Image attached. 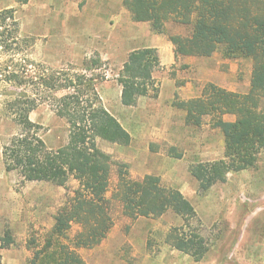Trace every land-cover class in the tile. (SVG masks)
<instances>
[{"label":"rangeland","instance_id":"1","mask_svg":"<svg viewBox=\"0 0 264 264\" xmlns=\"http://www.w3.org/2000/svg\"><path fill=\"white\" fill-rule=\"evenodd\" d=\"M6 9L14 10L17 26L7 21V42L13 49L3 42L0 48V264H31L36 250L49 240H54L51 250L74 254L81 264H264V150L255 166L232 171L227 181L202 189L191 168L224 158L226 137L215 122L219 117L235 121L237 113L214 110L195 124L187 122L188 110L181 106L211 99L214 87L236 95L249 93L252 57L228 58L222 47L211 55L183 54L173 37L187 46L192 24L169 20L157 32L150 22L135 19L126 0H0V13ZM147 46L156 47L161 59L154 73L155 90L126 106L118 74L132 50ZM166 46L173 49L175 60L162 53ZM92 58L102 60L94 69L104 77L97 84L102 103L131 133L132 141L121 145L96 139L110 155L103 202L104 216L112 224L99 243L89 245L78 243L80 233L89 228L78 222L64 237L52 233L58 213L80 189L79 180L72 177L66 186L23 182L17 171L6 170L3 149L22 131L7 110L14 93L22 91L17 81L7 80L11 71L81 70ZM55 104L56 97L49 94L30 113L52 149L65 145L70 133ZM259 106L264 109V97ZM147 174L179 189L194 204L198 216L190 224L209 246L203 259L195 260L168 241L174 228L185 225L173 210L159 217L128 213L123 199L127 183ZM7 231L15 243L3 247Z\"/></svg>","mask_w":264,"mask_h":264},{"label":"trees","instance_id":"2","mask_svg":"<svg viewBox=\"0 0 264 264\" xmlns=\"http://www.w3.org/2000/svg\"><path fill=\"white\" fill-rule=\"evenodd\" d=\"M126 5L137 21L150 22L157 32H162L169 20L192 24L187 46L181 44L180 37H173L183 54L211 55L222 47L228 58L254 59L249 93L236 95L214 87L212 100L183 102L181 106L188 110L187 122L195 124H200L202 116L214 110H220L221 114L237 113L235 121L219 117L215 122L226 137L224 158L199 162L191 168L202 189L227 181L232 171L255 166L264 150V109L259 106L264 97V0H126ZM7 21L17 26L13 9L0 13V48L3 42L10 50L13 45L7 42ZM101 62L100 58H92L81 70L32 72L27 69L23 73L12 70L7 76L8 81H17L22 87L7 102V110L22 131L4 146L6 170L17 171L23 182L47 181L66 186L72 177L77 178L80 189L72 202L58 213L52 233L57 238L64 237L73 223L78 222L89 226L80 233L78 243L89 245L99 243L112 224L104 216L103 202L109 185L110 155L98 146L96 139L100 137L121 145L132 141L131 133L102 103L97 84L104 77L94 73ZM160 67L156 47L131 51L117 78L122 86V103L134 106L140 97L149 95L155 85L154 73ZM49 94L56 97L57 114L70 125L68 142L56 149L47 146L38 133L40 125L30 117ZM125 193L126 209L135 217H159L168 210L182 216L185 225L174 228L168 234V241L195 260L205 257L209 246L190 224L198 212L179 189L165 186L156 175L147 174L141 180L127 183ZM1 239L3 247L15 243L10 231ZM53 246L54 240H49L42 249L36 250L31 264H81L76 255L63 249L51 250Z\"/></svg>","mask_w":264,"mask_h":264},{"label":"crops","instance_id":"3","mask_svg":"<svg viewBox=\"0 0 264 264\" xmlns=\"http://www.w3.org/2000/svg\"><path fill=\"white\" fill-rule=\"evenodd\" d=\"M147 47H152V46H147ZM136 49H138V48H136ZM135 50V49H134ZM133 51V50H132ZM166 53L167 55H168V57L170 58V60H175V53L173 52V49H171L170 48V46H166L165 47V51L164 50H162V53ZM162 63H164V62H162ZM122 94V93H121ZM121 101H122V99H121Z\"/></svg>","mask_w":264,"mask_h":264}]
</instances>
